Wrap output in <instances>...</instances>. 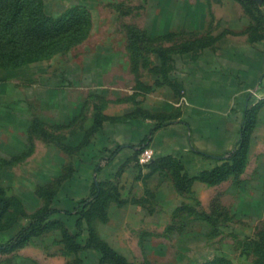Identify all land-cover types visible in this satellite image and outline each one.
Here are the masks:
<instances>
[{"label":"rangeland","instance_id":"1","mask_svg":"<svg viewBox=\"0 0 264 264\" xmlns=\"http://www.w3.org/2000/svg\"><path fill=\"white\" fill-rule=\"evenodd\" d=\"M39 2L54 15L78 10L86 28L59 35L46 54L20 68L0 69V196L11 203L0 237L42 208L57 210L53 227L0 251V264H100L102 246L105 264H115V253L128 264H264V98L253 104L244 169L214 183L184 164L190 178L181 184L174 159L156 157L150 147L137 153L140 141L113 153L131 142L126 134L150 131L127 129L134 108L172 110L183 90L176 77L170 86L157 82L164 59L158 49L168 50L171 73L181 57L213 46L225 29L243 28L257 40L264 0ZM9 24L5 30L0 17V46L19 33L18 23ZM98 115L103 121L95 131ZM173 130L161 133L163 145ZM95 181L103 194L93 204ZM67 231L78 234L80 246L69 244Z\"/></svg>","mask_w":264,"mask_h":264},{"label":"crops","instance_id":"2","mask_svg":"<svg viewBox=\"0 0 264 264\" xmlns=\"http://www.w3.org/2000/svg\"><path fill=\"white\" fill-rule=\"evenodd\" d=\"M259 8L264 15V5ZM244 31L243 28L235 32L225 29L213 46L185 55L184 61L181 57V63L171 72L174 80L176 77L183 83L181 93H175L177 100L171 105L173 109L156 112L160 109L152 107L154 110L150 113V105L134 108L132 119L125 122L127 129L150 126V131L141 138L126 134L125 140L131 142L121 147L133 148L134 142H141L152 132L148 147L156 157H178L189 172L195 173L213 167L233 152L242 135L245 110L258 101L257 93L264 86V33L252 40ZM170 127L176 132L166 134L163 140L164 145H173L169 149L159 137Z\"/></svg>","mask_w":264,"mask_h":264},{"label":"trees","instance_id":"3","mask_svg":"<svg viewBox=\"0 0 264 264\" xmlns=\"http://www.w3.org/2000/svg\"><path fill=\"white\" fill-rule=\"evenodd\" d=\"M243 2H254V0H242ZM257 11L259 10L256 6ZM0 17L6 22L5 30H8L9 23H18L20 26L19 33L8 34L10 38L8 41L0 46V69L20 68L25 64L36 59L37 56L46 54V48L52 40L58 38L59 35H68L69 33L75 34L86 28L83 20L84 16L78 11L71 9L61 15H54L45 10L42 2L39 0H0ZM86 18L87 14H86ZM89 20V19H88ZM83 37L71 38L70 42L75 43ZM159 56L163 59L161 65L156 66L157 82L169 83L172 85L175 81L171 80L172 75L170 73V63L165 65V60L170 58L168 50L164 48L158 49ZM166 57V58H165ZM174 79V78H172ZM257 109V105L248 107L245 110V121L242 128V135L238 142L237 147L231 152L221 164L210 169H204L200 171L196 177L208 182L214 183L227 175L234 172H241L246 164L248 152L251 144V135L255 124L254 114ZM103 118L101 115L97 116L95 131L99 130L102 125ZM163 123H158L155 127L161 126ZM97 129V130H96ZM152 134V132H151ZM151 134L147 135L140 143V147L136 149L137 153L143 151L148 147ZM136 145L133 146L135 148ZM121 148H117L113 151L115 153ZM161 157H169L174 159L177 168L178 180L182 184L190 178L184 170V162L182 159H178L173 155H166ZM223 159V158H222ZM96 191L93 194V200L91 203L95 204L102 197V182L95 181ZM11 203L9 199L4 196H0V231L2 228V220L9 213ZM55 209L42 208L33 216V218L25 225L21 226L18 230L14 231L8 237H0V251H11L23 244L27 243L36 235L40 234L44 230L53 227L51 216L55 213ZM80 223V219L78 220ZM78 234L72 235L67 231V238L71 246H80V242L77 240ZM102 251V258L100 264L106 263L107 250L104 246L100 249ZM115 264H128L126 258L118 256L115 253ZM211 264H224L223 260H215Z\"/></svg>","mask_w":264,"mask_h":264},{"label":"built area","instance_id":"4","mask_svg":"<svg viewBox=\"0 0 264 264\" xmlns=\"http://www.w3.org/2000/svg\"><path fill=\"white\" fill-rule=\"evenodd\" d=\"M255 93H256V92L254 91V94H255ZM257 95H258L259 98H264V86H263L261 92H260V93H257Z\"/></svg>","mask_w":264,"mask_h":264}]
</instances>
